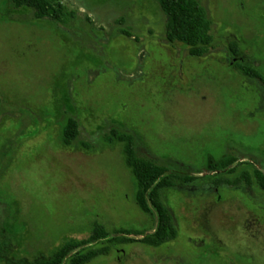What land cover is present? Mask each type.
<instances>
[{
    "label": "rangeland",
    "instance_id": "374dc122",
    "mask_svg": "<svg viewBox=\"0 0 264 264\" xmlns=\"http://www.w3.org/2000/svg\"><path fill=\"white\" fill-rule=\"evenodd\" d=\"M48 1L75 18L37 19L32 8L0 0L7 254L50 255L96 224L109 233L156 226L135 203L122 144L105 140L117 129L134 136L138 156L178 177L161 189L178 234L159 247L119 245L89 264H264V191L233 182L234 173L219 185L203 180L216 173L205 168L208 155L264 174V80L233 66L241 60L264 76V0H198L213 37L199 57L166 39L167 17L154 0ZM232 43L242 51L236 59ZM68 118L79 130L70 145L61 140Z\"/></svg>",
    "mask_w": 264,
    "mask_h": 264
},
{
    "label": "trees",
    "instance_id": "16d2710c",
    "mask_svg": "<svg viewBox=\"0 0 264 264\" xmlns=\"http://www.w3.org/2000/svg\"><path fill=\"white\" fill-rule=\"evenodd\" d=\"M15 7L27 6L33 9L37 19L50 18L58 23L67 24L75 18V12L67 10L62 4L54 5L48 0H11ZM167 17L166 39L169 42H180L188 47L192 56H202L212 45L213 37L210 34L211 20L205 7L198 0H154ZM230 52L234 59L241 56L242 51L237 44L232 43ZM234 68L251 78L264 80L261 70L253 64L238 60L233 62ZM79 134L75 119L68 118L62 130L61 140L70 145L76 141ZM108 143H121L123 146L124 162L136 181L135 203L146 215L155 216L156 226L143 224L142 228L129 226L114 229L110 233L100 224H96L91 233L80 241L69 242L50 255L39 254L33 259L26 257L16 258L9 256L7 250L10 245L6 238L0 237V259L2 264H89L95 259L109 255L117 246L131 241H139L152 247H159L177 237V228L174 218L161 200V189L173 186L177 182L175 174L167 173L165 167L157 165L151 160L137 155L134 136L128 132L112 129L105 136ZM86 146V144H85ZM233 157L222 155L214 158L208 155L205 159V168L216 172L206 176V183L219 185L223 181H232L227 174L234 173L233 182L240 180L255 185L264 191V174L250 162L243 167L236 164ZM227 169L226 172H221ZM226 175V176H225ZM239 179V180H238ZM188 181L190 178H185ZM154 230L148 233L149 230ZM142 235L143 238L134 240L128 235Z\"/></svg>",
    "mask_w": 264,
    "mask_h": 264
}]
</instances>
